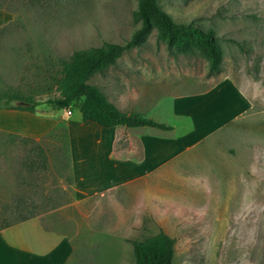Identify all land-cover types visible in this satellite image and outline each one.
I'll list each match as a JSON object with an SVG mask.
<instances>
[{
  "label": "rangeland",
  "instance_id": "374dc122",
  "mask_svg": "<svg viewBox=\"0 0 264 264\" xmlns=\"http://www.w3.org/2000/svg\"><path fill=\"white\" fill-rule=\"evenodd\" d=\"M158 2L176 22L215 32L219 70L168 49L154 30L88 81L123 111L173 125L143 128L158 134V151L120 163L102 146L98 168L86 158L71 169L67 123L102 128L84 122L79 105L69 114L40 104L32 114L58 122L39 140L0 133V229L79 198L89 207L65 210L74 250L48 264H135L132 241L160 231L176 238V264H264V0ZM137 3L0 0L10 16L0 27V92L52 94L74 52L131 38ZM27 114L10 126L46 127Z\"/></svg>",
  "mask_w": 264,
  "mask_h": 264
},
{
  "label": "trees",
  "instance_id": "16d2710c",
  "mask_svg": "<svg viewBox=\"0 0 264 264\" xmlns=\"http://www.w3.org/2000/svg\"><path fill=\"white\" fill-rule=\"evenodd\" d=\"M137 1L133 21L139 26L127 42H107L100 47L74 52L68 60L62 61L60 76H56L54 86L48 88L55 90L52 94L41 98L35 93L20 90L0 92V109L36 113L42 103L55 110L66 111L79 105L83 121H91L103 127L149 126L165 131L173 130V125L149 118L141 112L123 111L98 86L88 83L94 73L115 64L126 50L144 45L154 30L157 39L164 42L168 49L184 54H199L207 61L211 71L219 70L222 53L218 37L212 29H204L195 23L176 22L158 0ZM15 101L20 103L15 104ZM78 101L80 104H75ZM41 159L44 165L47 156L43 151ZM132 244L135 264H176V238L164 231L142 240H134Z\"/></svg>",
  "mask_w": 264,
  "mask_h": 264
},
{
  "label": "crops",
  "instance_id": "0c3cea01",
  "mask_svg": "<svg viewBox=\"0 0 264 264\" xmlns=\"http://www.w3.org/2000/svg\"><path fill=\"white\" fill-rule=\"evenodd\" d=\"M9 20V13L0 6V27ZM112 102L115 103V101ZM115 104L121 108L118 103ZM138 112L145 115L143 109H140ZM17 113L25 112L12 109L0 110V133L22 135L39 140L54 129L58 122L57 120H51L48 123L50 118H41L35 114L26 112L28 113L27 115H31L34 119L45 122L46 127L39 129L33 125L27 131H23L14 128L18 119ZM10 123L14 126H10ZM32 124H35V122L33 121ZM144 127L102 126L101 129H97L99 133H96L94 129H90L87 126L74 127L67 123L71 169L84 164L86 158H89V166L90 162L91 164L95 162V167L98 168L97 162L101 158L100 148L102 146L107 148L104 150L106 154L109 151L108 156H111L112 152L117 155L120 163H123L121 158H127L130 153H140L141 159L149 158L155 151H158L159 136L158 134L154 135L152 131L143 130ZM183 138L180 137V139ZM172 139L167 137L166 141L170 142ZM103 140L105 144H103ZM80 167L82 169V166ZM82 180L85 181V178L81 174L79 181ZM74 182L73 178V187L75 186L76 191H79ZM70 207L79 208L78 210L83 214L85 213L84 209L87 214L89 213V207H87V204L85 205L83 199L80 200L79 198L41 212L26 220L1 228L0 236L3 234L7 236L5 240L0 238V264H48L47 256L50 254L57 256L56 253L62 249L61 257L65 255L68 258L70 252L74 250L73 246H71L72 239L66 229L67 222L72 221L70 214L65 215V210ZM64 251H67L68 255Z\"/></svg>",
  "mask_w": 264,
  "mask_h": 264
},
{
  "label": "built area",
  "instance_id": "2783aa9c",
  "mask_svg": "<svg viewBox=\"0 0 264 264\" xmlns=\"http://www.w3.org/2000/svg\"><path fill=\"white\" fill-rule=\"evenodd\" d=\"M69 114H71V111H68Z\"/></svg>",
  "mask_w": 264,
  "mask_h": 264
}]
</instances>
